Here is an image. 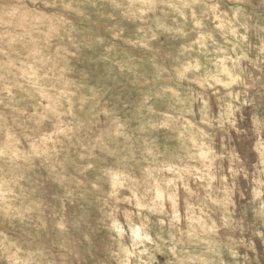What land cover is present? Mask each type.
Wrapping results in <instances>:
<instances>
[{
  "label": "rangeland",
  "instance_id": "rangeland-1",
  "mask_svg": "<svg viewBox=\"0 0 264 264\" xmlns=\"http://www.w3.org/2000/svg\"><path fill=\"white\" fill-rule=\"evenodd\" d=\"M0 264H264V0H0Z\"/></svg>",
  "mask_w": 264,
  "mask_h": 264
}]
</instances>
